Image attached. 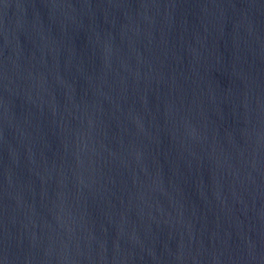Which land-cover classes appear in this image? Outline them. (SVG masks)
<instances>
[{"label": "water", "instance_id": "obj_1", "mask_svg": "<svg viewBox=\"0 0 264 264\" xmlns=\"http://www.w3.org/2000/svg\"><path fill=\"white\" fill-rule=\"evenodd\" d=\"M0 264H264V0H0Z\"/></svg>", "mask_w": 264, "mask_h": 264}]
</instances>
